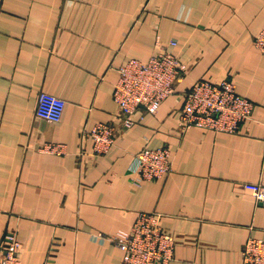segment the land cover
<instances>
[{
  "label": "crops",
  "instance_id": "0c3cea01",
  "mask_svg": "<svg viewBox=\"0 0 264 264\" xmlns=\"http://www.w3.org/2000/svg\"><path fill=\"white\" fill-rule=\"evenodd\" d=\"M262 29L264 0H0V247L14 232L23 264H123L91 234L156 212L175 238L170 264H241L246 241L264 240V206L243 187L264 186ZM160 49L185 69L174 93L153 114L137 109L94 156L90 129L119 127L117 69ZM224 79L255 104L252 119L237 134L182 130L192 85ZM40 92L64 100L58 123L36 117ZM158 147L170 149L171 172L134 184V157Z\"/></svg>",
  "mask_w": 264,
  "mask_h": 264
},
{
  "label": "built area",
  "instance_id": "2783aa9c",
  "mask_svg": "<svg viewBox=\"0 0 264 264\" xmlns=\"http://www.w3.org/2000/svg\"><path fill=\"white\" fill-rule=\"evenodd\" d=\"M171 46L175 43L171 42ZM255 48L264 56V29L254 37ZM178 57L167 50H159L146 61L128 59L117 69L113 100L119 112V127L98 123L89 131L92 154L101 156L109 152L119 132L133 125V113L143 109L155 113L161 103L174 93L175 85L184 74ZM64 100L40 92L35 115L49 123H58L63 115ZM255 104L239 95L235 84L224 79L218 83L199 80L184 95L179 114L182 130L200 128L215 132L237 134L242 125L251 120ZM40 151L62 155L65 145L44 143ZM171 172V152L168 147L145 149L134 157L129 173L135 175L134 184L155 181ZM244 189L264 206V186L244 184ZM91 240L100 244L113 243L122 253L123 264H170L174 255L175 238L164 232L160 215L156 212L138 213L128 230L113 234L93 233ZM20 242L14 232H7L1 242L0 264H23L20 259ZM241 264H264V240L249 238L241 252Z\"/></svg>",
  "mask_w": 264,
  "mask_h": 264
}]
</instances>
